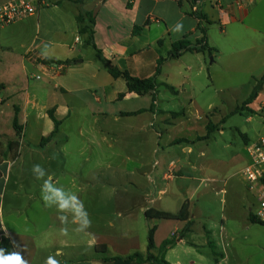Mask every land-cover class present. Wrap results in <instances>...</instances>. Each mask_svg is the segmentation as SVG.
I'll return each instance as SVG.
<instances>
[{"label":"crops","instance_id":"obj_1","mask_svg":"<svg viewBox=\"0 0 264 264\" xmlns=\"http://www.w3.org/2000/svg\"><path fill=\"white\" fill-rule=\"evenodd\" d=\"M13 1L18 0H0V7ZM28 1L39 6L35 15L0 26V53H13L0 69V94H8L0 98V147L7 155L0 163V219L8 229L7 235L0 229V243L8 238L13 250V241L21 247L26 245L27 252L22 254L29 264H44L58 250L63 252L56 256L61 264H104V258L146 254L149 230L154 228L155 255L164 242H175L165 253L170 264H228L233 256L228 249L235 238L230 236L226 220L197 222L202 215L192 202L198 195V186L194 187L196 173H210V165L192 161L196 142L215 139V132L224 135L222 124L228 115L224 117L221 109L226 102L201 105L190 94L185 105L180 96L197 78L207 83V88L214 84L220 94H247L230 114L237 113L248 101L264 78V0H202L196 9L191 0H84L80 8L95 17L94 42L106 62L97 58L80 35L76 19L79 5L74 3L77 0ZM198 15H203L205 21ZM177 22L183 23L182 33L171 31ZM204 36L216 50L213 55L184 53L165 61L157 75L159 60L169 57L174 43L187 39L195 44ZM45 45L52 58L42 55ZM90 48L95 55L86 58ZM50 64H61L64 70L56 73ZM108 64L139 79L156 76V93L128 92L126 81L114 78ZM25 77L28 81L24 85ZM30 80L38 82L32 86ZM163 85L172 94H160ZM261 91L243 110L264 114L260 110ZM9 102L14 108L6 112ZM193 110L199 115L190 118L188 114L192 115ZM50 111L60 121L56 133ZM16 112L20 137L13 126ZM1 120L12 127L5 131ZM178 128L188 138L171 136V131ZM208 129L213 130L209 138ZM242 134L244 152L248 154L247 146L252 142L246 131ZM15 141L19 142L16 155L9 149V143ZM180 147L188 158L170 160ZM243 159L244 169L251 158L248 154ZM84 160L108 163V171L113 170L112 181L127 179L129 186L117 187L112 182L105 189L112 201V208L108 207L114 212V218L107 222L108 233L99 229L98 193L95 198L94 193L86 197L83 193L80 198L92 220L88 230L92 235L75 232L76 226L69 223L68 235L64 236L58 213L44 206L41 185L31 169L34 164L42 165L56 182V178L78 174ZM129 164L135 166L128 169ZM98 168L93 167L89 173ZM148 178L150 187L144 184ZM31 180L35 185L26 186ZM162 181L166 182L164 187ZM175 183L177 186H173ZM241 184L246 201L240 199V207L247 209L253 198L258 204L243 175ZM233 189L232 205L237 208L240 192L237 186ZM185 203L189 204L188 220L146 217L150 209L178 214ZM116 211L123 215L120 226L129 222L127 213H141L146 221L143 235L132 228L126 233L113 232L117 227ZM248 211L253 214L251 207Z\"/></svg>","mask_w":264,"mask_h":264},{"label":"rangeland","instance_id":"obj_2","mask_svg":"<svg viewBox=\"0 0 264 264\" xmlns=\"http://www.w3.org/2000/svg\"><path fill=\"white\" fill-rule=\"evenodd\" d=\"M12 54L11 51L3 55L0 53V56H3L2 59H0V61L3 62L0 63V69L5 67L8 56H12ZM85 55L86 58H88L90 55L94 56L95 52L90 48L85 52ZM209 61L211 62V58H209ZM162 80L165 81L163 77ZM26 81L28 80L25 77L24 85ZM29 82H31L33 86V84H36L38 81L30 80ZM195 82L193 86L189 87L186 85V90L180 96L181 101L185 102V105L188 104L189 102L186 97L190 94H193L201 105L209 102L220 104L222 101H225L226 106L221 109L222 115L224 114V117L228 115L226 121L222 124L224 135H219L218 132H215L213 134L215 139L211 141L205 139L206 142L204 141L203 143H200L202 141L196 142L197 146L195 147L192 161L195 162V160H197V162L210 165L209 174H204L200 170V172H197L195 175L196 181L194 187L198 186V195L194 197L192 202L196 205L197 212H201L200 214L202 215L201 217H197L196 221L206 220L208 222L214 221L221 223L222 220H226L227 230L230 236L235 238V241L228 249L235 257L230 256L231 259L228 264H264V225L253 223L250 220V215L252 213L248 211L249 207H251L253 209V215L255 214L258 206L256 199L253 198V200L249 202L251 204L247 206V209L240 207V199L242 203L246 201V198H243L244 190L241 184L242 175L240 172L244 167L243 157H248V154L244 152L245 143L242 132H247L252 143L263 139L264 114L254 115L245 110H242L243 112L230 114V111L236 106V103L241 105L244 101L247 96V94H244V91L240 93L231 91L229 93L220 94L216 91L214 84L210 88H207L205 85L208 84L203 80L201 81L196 78ZM24 85L22 87H24ZM233 85L234 84H231V87H233ZM232 89L234 90V88ZM159 90L161 92L160 94H172L170 88H166L164 85L160 86ZM7 95L8 94L1 93L0 98H5ZM7 104L5 105V111H13V104L11 102ZM187 110L188 107L186 106V111ZM197 115H199V112L197 113L195 110H193L192 115L188 114L190 118ZM1 123L5 131H7L9 127H12L8 124L7 120H1ZM186 135L187 134L182 128L171 131V136L174 137L188 138ZM182 145L184 146L185 144L183 143ZM201 153H203V155ZM178 156L181 157L182 160L188 158V154L182 152V147L179 148L177 154L171 155L170 160L176 161ZM155 162H157V158L153 159L152 163H149L152 166ZM97 165H99L98 171L94 169V172L89 173L91 169ZM115 165L118 169L120 164L117 161ZM128 166V169H130L133 168L135 164H129ZM112 172L113 170L108 171V163H91L84 160L80 165V172L78 174L73 173L67 175V177L56 178L58 185H62L65 189L71 190L79 196L83 193L85 197L88 195L92 196L94 193L95 198V193H98V198L96 197V199L99 200L100 206L97 213L99 215V229L103 233H108L109 228L107 222L109 219L114 218V212L111 209V197L105 193V189L109 188L112 182L117 183V185H119L117 187L129 186L127 179H115L112 181ZM150 181L151 180L148 178L144 181V184L150 187ZM41 183L42 181H38V186L41 185ZM30 185L34 186L35 181L31 180V184L27 183L26 186L30 187ZM160 185L164 187L166 182L162 181ZM173 186H177V184L175 183ZM235 186H237L238 192H240L237 202L234 201L238 203L237 208H234L232 205L233 197L235 196L233 188H235ZM109 205L111 208L108 207ZM241 205L245 206L244 204ZM115 213V223L117 227L113 232L120 233L123 231L126 233L128 229L132 228L136 233L143 235L146 221L141 213H127L129 222L121 226L120 222L123 220V215L119 213L122 212L116 211ZM206 251H209V249L207 248Z\"/></svg>","mask_w":264,"mask_h":264},{"label":"trees","instance_id":"obj_3","mask_svg":"<svg viewBox=\"0 0 264 264\" xmlns=\"http://www.w3.org/2000/svg\"><path fill=\"white\" fill-rule=\"evenodd\" d=\"M191 1H192V4L194 6H196L202 0H191ZM74 3L76 5H79L76 19H77V23L79 25L80 35L82 37H85V43L87 45L91 46L95 50L97 58L106 62L102 58L101 51H99L97 49L95 42H94V35H95V29H94L95 17H94V15L92 13L86 12L80 8V4L82 5L84 3V0H77ZM198 17H199V19L205 21V17L203 15H198ZM201 30L203 31L204 34H206V29L204 27L201 26ZM215 51L216 50L214 48L210 47L209 44L207 43L206 36H204V38L202 40L196 42L195 44H192L187 39L178 41V42L173 44V48H172V51H171L169 57L166 59L161 58L159 60L158 68H157V75L161 71L162 64L165 61H167L168 59H178L179 57H181V55H183L184 53H188V52H197V53H205L208 55H213V52H215ZM108 68H109L110 74L114 78H122L126 81L127 89H128V92H130V93H136L138 95H146V94H155L157 91L158 83H157L156 76L151 77V78H147V79H139V78L131 76L126 71H124V72L120 71L119 69L112 66L111 64H108ZM263 84H264V78L258 82L257 86L254 87L248 101L241 108H239L237 110V113H238V111L243 110L245 108L246 104L252 102L254 99H256L258 97L260 91L263 88ZM49 115H50L51 119L53 120V122L55 123L54 133H56L58 131L60 121H58L55 118L53 111H50ZM13 126H14V129L16 130L18 136L20 137L21 128L18 124V113L17 112H16L14 120H13ZM212 133H213V130L208 129L207 137L209 138ZM18 148H19V142L18 141L9 143V149L14 150L16 152L15 155L17 154ZM6 156L7 155L5 153H3V150L0 147V163L3 161V159ZM0 176H1V172H0ZM146 217L148 219H158V220H161V219L188 220L189 219V204L185 203L183 205L181 211L178 214H172V213H168V212L158 211L155 209H150L146 212ZM250 220L253 223H260L256 219L255 215H253V214L250 215ZM188 225L189 226L187 227V231L190 228V224H188ZM154 234H155V229L150 228L149 235H148V251L146 254H143L141 252H136L133 255H130L128 257L116 256V257L104 258V259H102V262L104 264H144V263L170 264L165 259V253L168 251V249L173 247L175 242L173 240L164 242L161 249H160L159 254L155 255L152 252L155 249ZM0 247H4V248L8 249L9 251H13L12 244L8 238L2 239V241L0 243Z\"/></svg>","mask_w":264,"mask_h":264},{"label":"clouds","instance_id":"obj_4","mask_svg":"<svg viewBox=\"0 0 264 264\" xmlns=\"http://www.w3.org/2000/svg\"><path fill=\"white\" fill-rule=\"evenodd\" d=\"M173 33L183 32V23L177 22L172 28ZM45 58H52L48 46L45 45V50L42 52ZM36 180L42 181L40 186V198L46 208H55L58 213V220L60 221L61 235H68L69 223L75 225L74 231L77 233H84L91 236L88 230L92 227L91 217L85 207L84 201L78 194L71 190L65 189L62 185H58L53 180L52 175L40 164H34L31 169ZM0 229H3L7 235L8 229L0 219ZM14 250L9 251L4 247H0V264H29V260L24 257L22 253L27 252V246L21 247L13 241ZM62 250H58L55 256H48L44 264H61V261L56 259V256H62Z\"/></svg>","mask_w":264,"mask_h":264},{"label":"built area","instance_id":"obj_5","mask_svg":"<svg viewBox=\"0 0 264 264\" xmlns=\"http://www.w3.org/2000/svg\"><path fill=\"white\" fill-rule=\"evenodd\" d=\"M194 8L197 7L194 6ZM38 9V5L28 0H18L6 4L0 7V26L11 25L28 16L35 15ZM50 68L56 73L64 70V66L61 64H50ZM260 110H264V88L261 91ZM247 149L251 163L243 169L242 175L249 189L255 192L258 201V208L254 215L264 225V138L250 144Z\"/></svg>","mask_w":264,"mask_h":264},{"label":"water","instance_id":"obj_6","mask_svg":"<svg viewBox=\"0 0 264 264\" xmlns=\"http://www.w3.org/2000/svg\"><path fill=\"white\" fill-rule=\"evenodd\" d=\"M211 60H213V59H211Z\"/></svg>","mask_w":264,"mask_h":264}]
</instances>
